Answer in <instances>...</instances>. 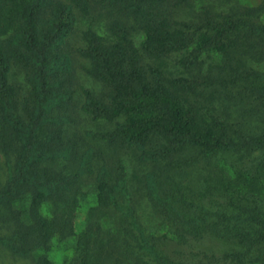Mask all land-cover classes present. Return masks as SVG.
I'll return each mask as SVG.
<instances>
[{
  "label": "trees",
  "instance_id": "1",
  "mask_svg": "<svg viewBox=\"0 0 264 264\" xmlns=\"http://www.w3.org/2000/svg\"><path fill=\"white\" fill-rule=\"evenodd\" d=\"M264 0H0V248L29 264H264Z\"/></svg>",
  "mask_w": 264,
  "mask_h": 264
},
{
  "label": "rangeland",
  "instance_id": "2",
  "mask_svg": "<svg viewBox=\"0 0 264 264\" xmlns=\"http://www.w3.org/2000/svg\"><path fill=\"white\" fill-rule=\"evenodd\" d=\"M242 5L247 6H256L260 4L263 0H237ZM264 20V17H263ZM254 69L257 71L264 73V61L261 63H256L252 65ZM1 177V172H0ZM63 252H55L51 255V258L53 260L54 264H61L63 259ZM0 264H29L27 261L23 260H17L16 258L9 255L7 252H5L3 249L0 248Z\"/></svg>",
  "mask_w": 264,
  "mask_h": 264
}]
</instances>
